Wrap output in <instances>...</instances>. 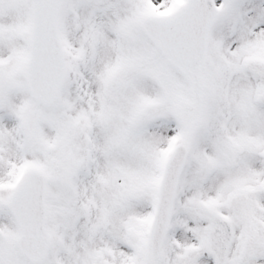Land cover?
<instances>
[{
	"label": "snow or ice",
	"instance_id": "snow-or-ice-1",
	"mask_svg": "<svg viewBox=\"0 0 264 264\" xmlns=\"http://www.w3.org/2000/svg\"><path fill=\"white\" fill-rule=\"evenodd\" d=\"M0 264H264V0H0Z\"/></svg>",
	"mask_w": 264,
	"mask_h": 264
}]
</instances>
